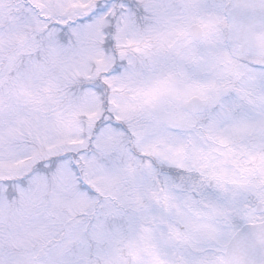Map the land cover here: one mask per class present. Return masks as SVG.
Instances as JSON below:
<instances>
[{"label": "snow or ice", "instance_id": "6c2138e0", "mask_svg": "<svg viewBox=\"0 0 264 264\" xmlns=\"http://www.w3.org/2000/svg\"><path fill=\"white\" fill-rule=\"evenodd\" d=\"M0 264H264V0H0Z\"/></svg>", "mask_w": 264, "mask_h": 264}]
</instances>
